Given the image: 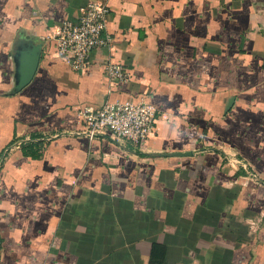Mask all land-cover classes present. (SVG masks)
Wrapping results in <instances>:
<instances>
[{"label":"crops","instance_id":"obj_1","mask_svg":"<svg viewBox=\"0 0 264 264\" xmlns=\"http://www.w3.org/2000/svg\"><path fill=\"white\" fill-rule=\"evenodd\" d=\"M106 1L114 45L78 72L53 34L89 0H0V264H264V0ZM22 39L43 49L15 91ZM142 97L149 138L83 132Z\"/></svg>","mask_w":264,"mask_h":264},{"label":"built area","instance_id":"obj_2","mask_svg":"<svg viewBox=\"0 0 264 264\" xmlns=\"http://www.w3.org/2000/svg\"><path fill=\"white\" fill-rule=\"evenodd\" d=\"M111 9L106 0H89L78 21H64L53 34L59 56L73 70L82 72L91 63L92 53L114 45L109 28ZM105 72L111 81H129L125 65L105 61ZM157 107L141 98L107 100L101 106L87 105L80 109L82 130L90 139L109 134L120 143L138 144L154 134L159 117Z\"/></svg>","mask_w":264,"mask_h":264},{"label":"water","instance_id":"obj_3","mask_svg":"<svg viewBox=\"0 0 264 264\" xmlns=\"http://www.w3.org/2000/svg\"><path fill=\"white\" fill-rule=\"evenodd\" d=\"M42 49V42H32L29 39H22L18 42L14 53L15 91L24 88L34 78L40 63Z\"/></svg>","mask_w":264,"mask_h":264}]
</instances>
